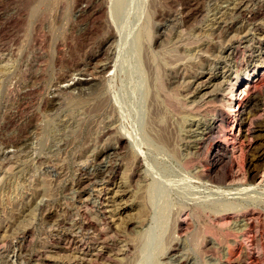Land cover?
<instances>
[{
  "label": "rangeland",
  "instance_id": "obj_1",
  "mask_svg": "<svg viewBox=\"0 0 264 264\" xmlns=\"http://www.w3.org/2000/svg\"><path fill=\"white\" fill-rule=\"evenodd\" d=\"M0 15V264H264V0Z\"/></svg>",
  "mask_w": 264,
  "mask_h": 264
},
{
  "label": "bare ground",
  "instance_id": "obj_2",
  "mask_svg": "<svg viewBox=\"0 0 264 264\" xmlns=\"http://www.w3.org/2000/svg\"><path fill=\"white\" fill-rule=\"evenodd\" d=\"M16 9V8H15ZM7 10V9H6ZM13 12V11H12ZM8 13V12H7ZM37 13V12H36ZM34 14H35V11H34ZM16 15V14H15ZM1 16V15H0ZM17 16V15H16ZM8 17V16H7ZM14 17V16H13ZM2 18H3V16H2ZM18 18V17H17ZM11 19H13V18H11ZM14 19H16V18H14ZM16 21H17V19H16ZM3 22V21H2ZM5 22V21H4ZM3 22V23H4ZM9 23V22H8ZM12 23H14V22H12ZM19 23V22H18ZM9 25V24H8ZM31 26V25H30ZM14 27V26H13ZM2 28V27H1ZM30 30H32V29H30ZM51 30V29H50ZM2 31V30H1ZM9 31V30H8ZM108 31H110V30H108ZM7 32V31H6ZM32 32V31H31ZM36 32V31H35ZM111 32V31H110ZM13 33V32H12ZM11 33V34H12ZM34 33V32H33ZM48 33V32H47ZM112 33V32H111ZM37 34H39V33H37ZM49 34V33H48ZM110 34V33H109ZM108 34V35H109ZM35 35V34H34ZM106 35V34H105ZM112 35H114V34H112ZM19 36V35H18ZM21 36V35H20ZM32 36V35H31ZM36 37V36H35ZM45 37V36H44ZM43 37V38H44ZM21 38V37H20ZM33 38V37H32ZM51 38V37H50ZM13 39V38H12ZM42 39V38H41ZM103 39V38H102ZM106 39V38H105ZM103 40L102 41V44H104L105 42H106V40ZM15 40V39H14ZM13 40V41H14ZM23 40V39H22ZM111 40V39H110ZM110 40H108V43H109V41ZM5 41H6V39H5ZM19 41H21V40H19ZM11 43V42H10ZM19 44V43H18ZM11 45V44H10ZM14 44H12V46H13ZM15 46V45H14ZM20 46V45H19ZM59 47V46H58ZM103 47V46H102ZM3 48V47H2ZM15 49H16V46H15ZM59 49V48H58ZM101 50V49H100ZM104 50V49H103ZM234 50V49H233ZM10 52V51H9ZM234 52V51H233ZM99 53V52H98ZM14 54H15V51H14ZM13 56V55H12ZM96 56V55H95ZM102 69V68H101ZM102 71V70H101ZM232 74V73H231ZM261 75V74H260ZM99 77V76H98ZM94 78V77H93ZM97 80V79H96ZM203 80H205V79H203ZM86 81H88V80H86ZM94 81V80H93ZM92 81V82H93ZM231 81V80H230ZM82 82V81H81ZM91 82V83H92ZM95 82H97V81H95ZM221 83V82H220ZM226 83H227V81H226ZM230 83V82H229ZM75 84V83H74ZM77 84V83H76ZM87 84H90V82L88 83L87 82ZM95 83H93V85H94ZM224 84V83H223ZM241 84V83H240ZM239 84V81L237 80V81H235V82H233L230 86V96H229V94H226V95H228L229 97H228V106H230V107H234V113H235V115L236 116H238L239 117V120H240V123H242L243 122V120H244V111H243V105H241V102H239L238 101V97H237V93H238V91H240V89H241V87L243 88L245 85H247V84H245V83H243L242 85H240ZM250 85V84H249ZM253 85V84H252ZM188 86V85H187ZM203 86H204V84H203ZM254 86V85H253ZM247 87H249L248 85H247ZM194 88H195V86H194ZM219 88V87H218ZM221 88V87H220ZM223 89V88H222ZM250 89V88H249ZM248 89V90H249ZM214 90V89H213ZM244 90V89H243ZM251 90V89H250ZM209 91V90H208ZM212 91H210V93H211ZM222 92H224V91H222ZM175 93V92H174ZM217 95H219V93H217V92H215L214 91V93H212V95H211V99H217L218 97H217ZM221 95L222 94H220V97H221ZM251 95V94H250ZM249 95V96H250ZM201 96V95H200ZM179 97V96H178ZM181 99V98H180ZM183 101V100H182ZM192 101V100H191ZM190 102V101H189ZM206 103V102H205ZM183 104H184V102H183ZM225 104V103H224ZM252 104V103H251ZM216 105V104H215ZM258 105V104H257ZM250 107V106H249ZM224 109V108H223ZM233 109V108H232ZM245 109V108H244ZM215 110H216V108H215ZM256 110V109H255ZM219 112V114H221V113H223L222 112V109H220V108H217V110H216V112ZM255 112V111H254ZM252 113V112H251ZM253 115V114H252ZM235 116V117H236ZM250 117V116H249ZM222 118H224V117H222ZM226 118V117H225ZM260 129V128H259ZM164 132V131H163ZM159 134V133H158ZM162 134V133H161ZM160 135V134H159ZM165 137V136H164ZM201 137V136H200ZM210 137V136H209ZM116 138V137H115ZM162 138H163V136H162ZM117 139V138H116ZM199 139V138H198ZM247 140V139H246ZM116 141V140H115ZM122 141H123V139H122V135L121 136H119V138H118V142H120V144L122 143ZM125 141V140H124ZM205 143V142H204ZM122 144H124V142L122 143ZM259 145H260V143H259ZM116 146V145H115ZM114 146V147H115ZM249 148V147H248ZM254 148V147H253ZM113 149V148H112ZM116 149V148H115ZM217 151V150H216ZM215 151V152H216ZM218 152V151H217ZM222 152V151H221ZM214 153V152H213ZM222 154V153H221ZM217 156V155H216ZM215 156V157H216ZM251 157V156H250ZM249 158V157H248ZM8 159V158H7ZM216 159V158H215ZM226 160V159H225ZM258 160H260L261 161V163H262V165H264V150H261L260 151V154H259V159ZM8 162V161H7ZM5 164V163H4ZM139 164V163H138ZM253 164V163H252ZM255 164V163H254ZM212 165V164H211ZM256 165V164H255ZM261 165V164H260ZM102 168V167H101ZM250 168V167H249ZM109 169V168H108ZM107 171V170H106ZM227 171V170H226ZM264 171V170H263ZM111 172V171H110ZM226 173V172H225ZM261 173H264V172H262L261 171ZM260 173V174H261ZM107 174V173H106ZM109 174V173H108ZM234 174V173H233ZM259 174V169H254V171L252 172V174H251V180H253V181H255V183H256V180H260L259 178H261V175ZM227 176V175H226ZM226 176H223L224 177V179L225 178H228V177H226ZM231 176V175H230ZM229 176V177H230ZM233 176V175H232ZM222 177V178H223ZM233 177H236V176H233ZM241 177V176H240ZM101 178H102V175H101ZM249 178V177H248ZM235 179V178H234ZM239 179V178H238ZM238 179H236V180H238ZM250 179V178H249ZM87 180V179H86ZM91 180V179H90ZM217 180V179H216ZM218 181V180H217ZM224 181V180H223ZM227 181H228V179H227ZM226 181V182H227ZM230 181H231V178H230ZM232 181H233V179H232ZM258 182V181H257ZM107 183V182H106ZM105 187V186H104ZM117 187V186H116ZM122 192H124V190L122 191ZM112 194V193H111ZM107 195V194H106ZM105 196V195H104ZM103 196V197H104ZM109 197V196H108ZM117 203V202H116ZM123 205V204H122ZM114 206H116V204L114 205ZM118 206V205H117ZM103 207V206H102ZM107 207V206H106ZM112 207V206H111ZM113 208H115V207H113ZM104 209V208H103ZM102 209V210H103ZM112 209V208H111ZM226 209V208H225ZM231 211V210H230ZM229 211V212H230ZM111 212H112V210H111ZM117 212V211H116ZM103 213V212H102ZM237 213V212H236ZM19 214V213H18ZM232 214V213H231ZM239 214H241L240 212H239ZM244 214V213H243ZM22 215V214H21ZM245 215V214H244ZM17 216V215H16ZM231 216V215H230ZM250 216V215H249ZM92 217V216H91ZM111 217H112V215H111ZM232 217V216H231ZM237 217V216H236ZM243 217V216H242ZM254 217V216H253ZM19 218V217H18ZM216 218V217H215ZM225 218H227L225 215H221L220 216V218L219 219H221L222 221L224 220V221H227V220H225ZM241 218V217H240ZM235 219V218H234ZM111 220H112V218H111ZM252 218H243V223H242V225H241V228L239 227V231L238 232H240L241 233V235H244L245 234V232H247V229L249 228V226L250 225H252ZM94 222H95V220H93ZM254 221V220H253ZM89 223V222H88ZM100 223V222H99ZM104 223V222H103ZM225 223V222H224ZM222 224V223H221ZM256 223H254V225H255ZM84 225V224H83ZM223 225V224H222ZM225 225V224H224ZM223 225V226H224ZM236 225V224H235ZM226 226V225H225ZM224 226V227H225ZM250 229V228H249ZM77 230V229H76ZM101 230V229H100ZM234 230H235V228H234ZM75 231V230H74ZM96 231V230H95ZM228 231V230H227ZM88 235V234H87ZM85 237V236H84ZM241 237V236H240ZM210 238V237H209ZM212 238V237H211ZM69 239V238H68ZM88 240H90V239H88ZM94 240V239H93ZM213 240V239H212ZM69 241V240H68ZM96 242V241H95ZM211 242V241H210ZM91 246V245H90ZM96 248V247H95ZM98 248V247H97ZM73 249V248H72ZM126 249V248H125ZM128 250V249H127ZM117 251H119V250H117ZM121 252V251H120ZM117 253V252H116ZM19 254V253H18ZM21 254V253H20ZM93 254V253H92ZM47 255V254H46ZM76 255V254H75ZM102 255V254H101ZM49 256V255H48ZM89 256V255H88ZM20 257V256H19ZM50 257V256H49ZM78 257V256H77ZM107 257V256H106ZM74 258V257H73ZM81 258V257H80ZM88 258V257H87ZM110 258V257H109ZM111 258H113V257H111ZM115 258V257H114ZM22 259V258H21ZM89 259V258H88ZM84 260V259H83ZM94 260V259H93ZM99 260V259H98ZM92 261V260H91ZM74 262H76V261H74ZM83 262V261H82ZM85 262V261H84ZM72 263V262H71ZM78 264V263H77Z\"/></svg>",
  "mask_w": 264,
  "mask_h": 264
}]
</instances>
